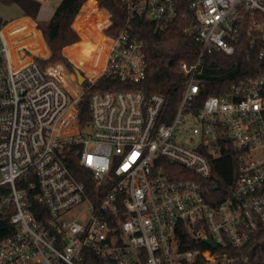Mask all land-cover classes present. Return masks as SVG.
Returning <instances> with one entry per match:
<instances>
[{"label": "built area", "instance_id": "obj_1", "mask_svg": "<svg viewBox=\"0 0 264 264\" xmlns=\"http://www.w3.org/2000/svg\"><path fill=\"white\" fill-rule=\"evenodd\" d=\"M119 1L125 26L105 33L102 71L81 68L82 85L0 25V264L247 262L234 252L264 233V0H189L183 35L196 49L179 63V90L96 91L83 128L78 104L101 77H146L132 21L162 33L179 18L176 0ZM231 151L236 180L220 190L208 181Z\"/></svg>", "mask_w": 264, "mask_h": 264}, {"label": "trees", "instance_id": "obj_2", "mask_svg": "<svg viewBox=\"0 0 264 264\" xmlns=\"http://www.w3.org/2000/svg\"><path fill=\"white\" fill-rule=\"evenodd\" d=\"M87 1L88 0H61L53 16L49 20L41 21L38 19L42 6L39 0H0V2L5 5H18L23 17L33 20L36 23V27L41 31L44 42L49 50V55L46 58H39V63L46 66L49 62H62L71 73H75L77 68L64 54V49L80 41V36L73 29L72 24L79 12V15L86 13L87 5L92 0L83 7ZM99 1L100 6L111 14L113 20V25L107 28L105 33L108 35L118 33L125 26V12L122 3L119 0ZM188 2L189 0H176L179 18L165 32H155L153 24L145 19H135L132 21V33L145 44L146 77L136 86L120 85L119 83L117 85L111 79L101 77L91 89L85 92L82 100L78 104L80 126L85 128L89 124L91 117L89 105L90 96L96 91L140 89L146 94L172 93L174 95V93L179 90V83L182 80L179 63L181 61H190L192 58L191 55L195 53L196 49L194 40L189 36L183 35V28L189 24L192 19V15L188 9ZM95 9L98 10V8ZM98 12L100 17L98 25H100L101 21L106 16H104L102 11L98 10ZM183 14H186V18H182ZM1 24L2 22H0V25ZM97 30L100 32L98 28ZM29 33L28 31L24 34ZM13 38L14 37H12V39ZM32 38L27 41H30ZM79 43L69 48L78 47ZM45 44L41 41V38H37L35 45L32 46L31 49L33 52L45 54ZM237 55L240 56L242 54L238 52ZM235 58L236 55L228 62L223 63V65H230ZM207 94L218 95L220 92L214 86L206 91L205 95ZM69 167L77 179L88 182L86 177L82 175L83 168L79 165L76 158L69 162ZM237 168V156L235 152L231 151L215 162L213 165V175L208 183L219 184L221 186L220 190H222L224 185L227 187L231 186L236 180ZM217 195L221 196L222 194ZM9 233V221L5 216L0 215V240ZM234 254L248 259L247 262L242 261L239 264H264V233L260 232V234L256 235L245 248L234 252ZM95 260L96 261L92 264H102L99 260Z\"/></svg>", "mask_w": 264, "mask_h": 264}, {"label": "rangeland", "instance_id": "obj_3", "mask_svg": "<svg viewBox=\"0 0 264 264\" xmlns=\"http://www.w3.org/2000/svg\"><path fill=\"white\" fill-rule=\"evenodd\" d=\"M61 0H49V5L52 7H55L58 3H60ZM88 0L83 7L89 2ZM82 7V8H83ZM81 8V10H82ZM95 8H98L99 11H102L104 13V16H106L98 25L99 22V15L98 10ZM80 10V11H81ZM96 10V11H95ZM80 13V12H79ZM78 13V15H79ZM86 15L85 16H76L75 20L73 21L72 27L73 29L78 33L80 36V43L78 47L74 48H65L64 54L66 55L65 51L67 50V57L70 60L72 64L78 69L81 70V68H87L90 70H93L95 73H99V71L102 69L103 62H104V56L102 55V52L97 50L104 41L105 37V27L107 24V19L109 16V12L102 8L100 6V1L92 0L88 5L86 9ZM23 18L21 9L16 4L11 5H5L0 2V22H2L1 26L3 30H5L7 27L15 28L14 30H11L8 36V39L10 41L13 40V44L17 45L28 38H31L33 34L25 35L24 33H21L24 28L27 27L25 24H14V22H17ZM18 25V26H17ZM97 28L100 30V32L97 30ZM10 28H7L5 30L6 34H8ZM35 33V38L33 37L30 41H27L24 43L29 49H31L32 46L35 45L37 37H36V31L33 29V26L31 27L30 31ZM24 34V35H23ZM38 43V42H37ZM45 43V42H44ZM12 48H15V46H12ZM32 50V49H31ZM33 51V50H32ZM19 56V53H16ZM40 57L46 58L48 55L45 54H39ZM32 55V54H31ZM56 64V63H62V62H49V64ZM63 64V63H62Z\"/></svg>", "mask_w": 264, "mask_h": 264}, {"label": "crops", "instance_id": "obj_4", "mask_svg": "<svg viewBox=\"0 0 264 264\" xmlns=\"http://www.w3.org/2000/svg\"><path fill=\"white\" fill-rule=\"evenodd\" d=\"M39 1L42 3V6H41V9H40V12H39V15H38V19L41 20V21L49 20L53 16L54 11H55V9H56V7L58 6L59 3L55 7H52L51 5H49V0H39ZM95 1H98V0H95ZM84 15L85 14L82 13L79 16H84ZM14 24H19V25L20 24L21 25L25 24V25H27V27L24 28L21 33H26L28 31H30L31 27L33 26V29L36 31V37L37 38H41V41L44 43V39H43L41 31L36 27V23L33 20H31L30 18L23 17L21 20H19L17 22H14ZM11 27H9V28H11ZM32 34H33V36L35 38V33L32 32ZM45 47H46V54L45 55H48L49 54V50H48L46 44H45ZM65 53L67 55V50L65 51Z\"/></svg>", "mask_w": 264, "mask_h": 264}, {"label": "water", "instance_id": "obj_5", "mask_svg": "<svg viewBox=\"0 0 264 264\" xmlns=\"http://www.w3.org/2000/svg\"><path fill=\"white\" fill-rule=\"evenodd\" d=\"M75 75H76V78H77V80H78V83L80 84V85H82V84H84L85 83V78H84V76H83V74H82V72L80 71V69H76L75 70ZM209 243L210 244H212V246H216L213 242H211V241H209Z\"/></svg>", "mask_w": 264, "mask_h": 264}, {"label": "bare ground", "instance_id": "obj_6", "mask_svg": "<svg viewBox=\"0 0 264 264\" xmlns=\"http://www.w3.org/2000/svg\"><path fill=\"white\" fill-rule=\"evenodd\" d=\"M107 47H108V43L104 37V41L102 42L101 46L99 48H97V50L102 52V55L104 56V60H105V55L107 53ZM101 71H102V69L99 71V73H101Z\"/></svg>", "mask_w": 264, "mask_h": 264}]
</instances>
